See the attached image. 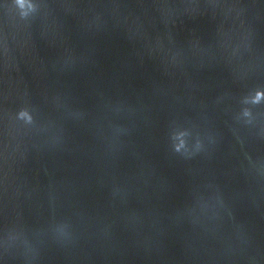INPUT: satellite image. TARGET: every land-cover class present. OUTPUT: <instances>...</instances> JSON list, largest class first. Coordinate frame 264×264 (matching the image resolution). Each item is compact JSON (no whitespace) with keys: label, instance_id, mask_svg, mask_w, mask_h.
<instances>
[{"label":"water","instance_id":"1","mask_svg":"<svg viewBox=\"0 0 264 264\" xmlns=\"http://www.w3.org/2000/svg\"><path fill=\"white\" fill-rule=\"evenodd\" d=\"M0 264H264V0H0Z\"/></svg>","mask_w":264,"mask_h":264},{"label":"clouds","instance_id":"2","mask_svg":"<svg viewBox=\"0 0 264 264\" xmlns=\"http://www.w3.org/2000/svg\"><path fill=\"white\" fill-rule=\"evenodd\" d=\"M17 2L19 3V0H17ZM22 115H23V113H22Z\"/></svg>","mask_w":264,"mask_h":264}]
</instances>
